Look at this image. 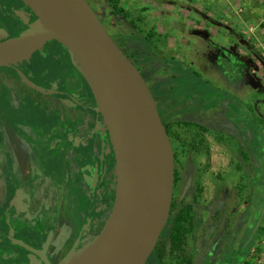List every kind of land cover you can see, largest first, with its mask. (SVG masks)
I'll return each mask as SVG.
<instances>
[{
	"label": "flooded vegetation",
	"instance_id": "1",
	"mask_svg": "<svg viewBox=\"0 0 264 264\" xmlns=\"http://www.w3.org/2000/svg\"><path fill=\"white\" fill-rule=\"evenodd\" d=\"M97 15L146 82L174 153L168 218L146 264H225V256L239 247L250 252V229L241 246L238 242L251 215L250 205L240 212L241 188H247L249 198L255 194L254 114L238 113L234 91L223 100L227 114L222 100L216 105L218 113L208 114L204 110L208 82L197 89L184 71L162 62L173 56L151 47L149 36L127 39ZM7 19L10 27L4 25ZM35 19L20 0H0V42L17 37ZM50 42L46 55L56 53L59 60L50 81H57L67 69L62 86L72 96L79 94V101L71 98V103L41 90V74L47 67L37 71L29 63L37 53L39 65L48 63L41 48L23 61L0 67V239L10 240L9 264H58L99 234L114 201V156L103 119L67 50L56 41L45 44ZM234 45L233 39L225 68L235 76ZM26 64L28 76L20 68ZM176 80H187L186 89L177 92ZM40 94H48L53 99L50 105L60 112L41 115L44 125L34 122L36 117L27 109ZM193 108L197 110L191 112Z\"/></svg>",
	"mask_w": 264,
	"mask_h": 264
},
{
	"label": "water",
	"instance_id": "2",
	"mask_svg": "<svg viewBox=\"0 0 264 264\" xmlns=\"http://www.w3.org/2000/svg\"><path fill=\"white\" fill-rule=\"evenodd\" d=\"M20 1L36 19L0 42V67L29 58L48 41L61 44L93 95L114 156L109 217L95 238L58 264H146L168 218L174 179L172 145L149 88L87 0ZM26 37L31 43L14 51L4 46Z\"/></svg>",
	"mask_w": 264,
	"mask_h": 264
},
{
	"label": "rangeland",
	"instance_id": "3",
	"mask_svg": "<svg viewBox=\"0 0 264 264\" xmlns=\"http://www.w3.org/2000/svg\"><path fill=\"white\" fill-rule=\"evenodd\" d=\"M90 2L101 18L119 35L127 39L135 35L149 36L153 43L151 47L156 45L163 52L173 56L172 60L162 62L184 71L186 79H189L193 86L196 84L197 89L202 86L200 84L208 82L207 106L204 108L208 114H217L219 105L216 106L215 102L222 100L224 107L226 103L223 100L233 91L237 104L239 102V114L247 116L254 114L255 119L252 120L251 117V121H254L256 126L251 147L256 148L255 194L249 198L247 188H241L240 212L245 206L250 205L251 215L247 217L240 231L241 240L238 242L241 246L250 229L253 236L251 250L249 252L248 247H239L233 255L231 250H226L231 257L226 255L223 260L225 264L245 262L264 264V0H90ZM3 3L8 4L7 1ZM254 9H257L256 13ZM9 20L4 23L7 27H10ZM233 39L238 58L234 67L235 76L225 68L228 67L226 50ZM52 43L45 44L39 52L46 55ZM137 50L141 53L142 49ZM55 54L48 53L46 55V58H49L48 63L43 65H39L40 57L36 55L29 61L31 67H36L37 71L47 67L45 69L47 72L41 74L43 80L41 90L53 94L54 98L66 99L71 103V98L79 101L81 97L79 94L72 96L62 86L63 72L57 81H50L51 75L59 68L57 67L59 60ZM62 56L66 58V55ZM62 56L58 58L62 60ZM20 68H23L24 76L25 73L29 75L30 68L27 64ZM193 72H197L202 79L196 77ZM187 80H176L174 89H177V92L185 90ZM46 95L48 94L36 95L37 101L33 100L27 107L28 113L32 114L33 118L36 117L34 122L38 120L41 125L46 122L39 119L41 115L53 114V111L55 114L60 113L50 105L53 99ZM196 110L190 109L191 112ZM223 110L227 114L225 107ZM249 200L251 203L245 205L244 203ZM243 214L240 217L244 218ZM259 219L260 224L255 229ZM0 242L2 245L0 259L7 260L9 264L10 255L13 253L10 240L3 236Z\"/></svg>",
	"mask_w": 264,
	"mask_h": 264
},
{
	"label": "bare ground",
	"instance_id": "4",
	"mask_svg": "<svg viewBox=\"0 0 264 264\" xmlns=\"http://www.w3.org/2000/svg\"><path fill=\"white\" fill-rule=\"evenodd\" d=\"M30 43H31L30 39L28 37H26V38H23L19 42H6L4 44V46H5L6 49L14 51L16 49V46H18V45L19 46H24V45H28Z\"/></svg>",
	"mask_w": 264,
	"mask_h": 264
},
{
	"label": "trees",
	"instance_id": "5",
	"mask_svg": "<svg viewBox=\"0 0 264 264\" xmlns=\"http://www.w3.org/2000/svg\"><path fill=\"white\" fill-rule=\"evenodd\" d=\"M180 70V69H179ZM189 83V82H188ZM170 91H167L166 93H169ZM218 103H220L219 101H216L215 102V104L217 105ZM239 107V106H238ZM238 107H237V109H238ZM245 110V109H244ZM238 113H239V111H238Z\"/></svg>",
	"mask_w": 264,
	"mask_h": 264
},
{
	"label": "crops",
	"instance_id": "6",
	"mask_svg": "<svg viewBox=\"0 0 264 264\" xmlns=\"http://www.w3.org/2000/svg\"><path fill=\"white\" fill-rule=\"evenodd\" d=\"M249 1H250V0H249ZM253 11H254V13H256L257 9H254Z\"/></svg>",
	"mask_w": 264,
	"mask_h": 264
}]
</instances>
